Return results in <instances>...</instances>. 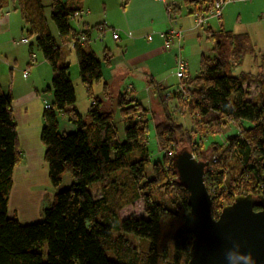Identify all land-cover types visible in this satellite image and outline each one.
<instances>
[{"label": "trees", "instance_id": "1", "mask_svg": "<svg viewBox=\"0 0 264 264\" xmlns=\"http://www.w3.org/2000/svg\"><path fill=\"white\" fill-rule=\"evenodd\" d=\"M71 1L73 6L51 0L49 17L62 43L67 39L74 44L79 77L92 100L86 115L76 107L70 68L62 63V46L50 31L42 0H19L27 34L36 36L33 43L54 72L48 88L52 91L51 107L44 110L41 132L49 179L56 189L69 173L73 184L55 192L41 221L24 224L9 215L14 169L22 154L13 98L0 82V264H188L194 236L184 228V213L189 209L187 190L178 181L168 151L175 154L188 148L196 159L209 161L205 183L214 217L233 202L235 194L264 195V55L263 69L257 75L234 74L235 63L241 65L255 49L248 33L221 28L209 32L214 56L201 55L196 76L171 92L155 84L161 98L155 132L166 153L153 162L147 144L151 111L126 92L112 99L123 123L124 139L120 137L106 101L110 95L107 83L103 84V97L94 90L103 79V63H109L110 57L99 60L78 42L82 34L71 20L82 0ZM215 1L187 3L195 14L210 11ZM246 82L259 87L252 99L244 88ZM171 101L189 124L176 117ZM60 116L75 130L61 132ZM230 122L240 126L247 122L249 126H241V132L229 135L225 144L214 142L204 149L202 138L221 133ZM228 158L231 162L225 167ZM116 173L124 177H113ZM96 182L103 185L100 197L88 188ZM137 200L143 201L147 218H120L119 211ZM137 239L141 243L137 244Z\"/></svg>", "mask_w": 264, "mask_h": 264}, {"label": "crops", "instance_id": "2", "mask_svg": "<svg viewBox=\"0 0 264 264\" xmlns=\"http://www.w3.org/2000/svg\"><path fill=\"white\" fill-rule=\"evenodd\" d=\"M64 1L69 6H73L71 0ZM177 2L178 7L171 16L165 5L157 0H82L77 5L80 10L71 20V24L82 34L81 36L88 37V40L82 43L83 47L92 50L99 60H103L105 55L110 57L109 63H103V79L94 86L98 95L103 97V84L107 83L110 92L108 99H115L118 92L122 91L126 92L129 98H135L141 103L154 101L155 96L157 101H160L155 84L168 87L167 92H171L180 87L187 78L198 74L200 58L204 54L201 44L203 32L207 37L210 31L221 28H215L212 23L210 24L213 19L205 22L208 24L206 28L205 23L197 27L194 14L191 13L194 7L187 5L185 13L180 0ZM19 4V0H0V82L4 92L13 98V112L22 154L21 163L14 169L8 212L10 216H16L22 223L28 224L41 221L42 214L39 217V214L31 209L32 205L27 206L29 200L26 194H34L37 197L35 206H39L48 194L46 189H49V186L54 188L49 179L48 164L44 157L45 146L41 141V132L45 125L44 102L52 99V91L48 88L54 72L43 56L38 55L39 50L33 43L36 36L27 34L28 25L22 16ZM43 5L45 7L44 3ZM17 10H20L21 15ZM52 26L53 24L49 23L51 33L59 39L57 29L55 33ZM172 29L180 31V37L171 38L169 32ZM114 32L118 33V38L114 37ZM19 34H26L29 44L10 47L9 40ZM161 34L167 35L170 42L168 46L161 38ZM102 37L104 39L100 41ZM63 44L74 49V44L67 39ZM188 46L189 51H187ZM96 50L99 51V55ZM61 59L62 63L70 68V78L76 94V107L82 112L84 108L79 105V101H87L88 106L85 109L88 111L92 100L81 82L79 68L73 69L74 66L69 62L68 56L67 58L61 56ZM178 59L188 62L185 78L182 80L176 75ZM191 60L195 61L193 76H191ZM240 66L235 63L233 70L239 73L246 72L239 70ZM25 71H27L26 76H24ZM176 78L178 82L174 81ZM251 85L254 84L249 82L244 84L248 93L250 92L248 87ZM136 86L139 88L138 91ZM152 92L154 95L151 94ZM142 93H147L148 98ZM253 97L249 95L248 98ZM61 118L63 117H59V123ZM75 128L73 124L63 119L60 131L68 133ZM17 172L21 175L20 182Z\"/></svg>", "mask_w": 264, "mask_h": 264}, {"label": "water", "instance_id": "3", "mask_svg": "<svg viewBox=\"0 0 264 264\" xmlns=\"http://www.w3.org/2000/svg\"><path fill=\"white\" fill-rule=\"evenodd\" d=\"M172 162L187 190L184 228L194 236L188 264H264V195L238 194L214 217L205 183L209 161L183 148Z\"/></svg>", "mask_w": 264, "mask_h": 264}, {"label": "rangeland", "instance_id": "4", "mask_svg": "<svg viewBox=\"0 0 264 264\" xmlns=\"http://www.w3.org/2000/svg\"><path fill=\"white\" fill-rule=\"evenodd\" d=\"M179 1V0H177ZM51 2V0H43V3L45 4V11H46V15L49 18V23L51 24L52 21H50V5L49 3ZM180 2L183 5V11L186 13L187 11V5H189L187 3V0H180ZM12 11V9H11ZM17 13H19V15H21L20 10H17ZM264 0H246V1H235L233 3H230L228 5L225 6V8L223 9V14H222V18L221 19H215V18H211L213 20L210 21V24L212 23V25L215 28H222L225 30H229V31H233L235 33H248L250 38H251V42L254 46V54H248L246 55V57L244 58L243 63L241 64L239 70H243L246 71L248 73H251L252 75H257L258 72L262 71V66H261V62H262V55H264ZM53 24V23H52ZM221 24V25H219ZM205 28L207 27L208 24H204ZM53 31L56 33V27L53 24ZM201 29V28H200ZM22 37H27L26 34H19L17 36H13L10 40H9V46L10 47H20V45H16L15 41L21 39ZM57 39V38H56ZM104 37L101 38L100 41H103ZM58 43L62 46V56L64 58H67L68 56V60L69 62L74 66L73 69H78V62H77V56L75 53V50L70 47L67 44H63L62 41L60 39H57ZM201 44L203 47V52L206 56H210L213 57L214 53L212 51V47H213V43L210 39H208L206 37V33L203 32V37L201 39ZM189 46L187 47V51H189ZM87 49V48H86ZM37 51V49H36ZM97 54L99 55V51H97ZM39 56L42 57V54L38 51L37 52ZM197 63V62H196ZM193 66H195V61L191 60V67H192V73L191 76L195 75V69L193 68ZM235 67V66H234ZM72 69V70H73ZM200 69V65H198V70ZM237 69V68H236ZM177 70V69H176ZM234 74L238 75L239 71L234 70ZM174 81L178 82V79H174ZM252 83V82H250ZM254 85L256 83H253ZM251 85L248 87V89L250 90L249 95L250 96H256L257 93L259 92V87ZM136 90L138 91L139 88L138 86H136ZM79 89L77 88V93L79 94ZM118 92V91H117ZM116 92V93H117ZM128 92V91H127ZM144 92V91H142ZM123 93L118 92V94ZM145 95L146 98H148V94L147 93H142ZM152 95H154V93H151ZM143 98V97H142ZM149 100V99H148ZM157 97L155 96L154 101H142L144 105H146V107L149 108V110L151 111L149 113V130H148V149L150 151V158L152 159L151 161H156L158 159H162L164 154L166 153V151H162L158 141H157V137H156V132H155V119H157L156 121L160 120V113H161V105L159 103V101H157ZM108 101L107 104L108 106L113 110L114 113V118L117 124V127L119 129V134L120 137L122 139H124V131H123V123L121 121L120 118V109L117 107V105H115V101H112L111 99L106 100ZM79 105L84 108L82 109V114L86 115L87 114V106H88V102L87 101H79ZM170 107L171 109H173V112L175 113L176 117L179 118V120L185 121V123L189 124V122L183 118L184 114L181 113V111H179L178 107L175 108L174 107V102L171 101L170 102ZM152 112L154 113V118L152 115ZM63 119L61 118V122L59 123V128L61 129V124L63 123ZM243 127H248L249 124L247 122H243V124L241 125ZM239 124L234 123V122H230L228 123V125L223 129V131L221 133H217L214 135H209L206 137L202 138V142H203V147L204 149H208L211 145V143H219V144H225L226 143V139L229 135H233V134H237L241 132V127ZM197 139V137L195 138V140ZM217 157V156H216ZM152 162V163H153ZM231 162V159L228 158L227 160H225V167H229ZM152 164L149 165L148 167V171L151 170ZM215 168V167H214ZM229 169V168H226ZM124 173V172H121ZM121 173H116L113 177L118 176L119 174V178L124 177V174ZM229 181V180H228ZM73 184V178L69 173H66L63 176L62 182L59 185L58 188H52L49 186V189H46V192L48 193L43 200L41 201V203L39 204V206H35V207H31V209H33V211H35L36 214L40 215L42 214V211L44 208L50 206V204L52 203L53 199H54V194L56 191H60V190H64L67 188H70ZM102 187L103 185L100 184V182H96L93 184H90L88 186V188L92 191L93 195L96 197H100L102 192ZM157 200H161V196H159V193L156 194ZM238 195V194H235ZM27 206L30 205V203H26ZM25 207L23 208L24 211ZM220 213H218L219 215ZM217 215V216H218ZM36 216V215H35ZM42 216V215H41ZM135 217V218H147V215L144 212V205H143V201L142 200H137L135 201L133 204L127 205L125 206L123 209H121L119 211V217L124 219L127 217ZM215 216V217H217ZM36 218V217H34ZM137 244L141 243L140 239H137ZM108 255L110 257H114L112 252H108Z\"/></svg>", "mask_w": 264, "mask_h": 264}, {"label": "built area", "instance_id": "5", "mask_svg": "<svg viewBox=\"0 0 264 264\" xmlns=\"http://www.w3.org/2000/svg\"><path fill=\"white\" fill-rule=\"evenodd\" d=\"M157 1L165 5L166 10L170 16L174 12V10L178 7L177 0H157ZM235 1H246V0H216L214 3V7L210 11H208V12H197L194 14L195 25L197 27H201L206 21H208L211 18L221 19L222 14H223V9L225 8V6L230 4V3H233ZM263 17H264V14H263ZM180 35H181V32L178 30H175V29H172L169 32V36L171 38L180 37ZM160 36H161V38L164 39L166 46H168V44L170 42H169L167 35L161 34ZM114 37L115 38L119 37L117 32H114ZM149 39H151V38H149ZM87 40H88V37L82 36L81 38H79L78 42L83 43V42H86ZM15 44L16 45L29 44V39L27 37H22L21 39L16 40ZM176 68H177V72H176L177 77L181 80L184 79L185 74H186V70L188 68V62L184 59H178L177 63H176ZM26 75H27V71L24 72V76H26ZM50 107H51V100H45L44 108L49 109ZM173 155H174L173 151H168V156L171 157ZM217 161H218L217 157H213V162L216 163Z\"/></svg>", "mask_w": 264, "mask_h": 264}, {"label": "bare ground", "instance_id": "6", "mask_svg": "<svg viewBox=\"0 0 264 264\" xmlns=\"http://www.w3.org/2000/svg\"><path fill=\"white\" fill-rule=\"evenodd\" d=\"M16 175H18V182H20V173H16ZM27 198H28V202L30 203V205H32L33 207H35V203L37 202V197H35L34 194H26Z\"/></svg>", "mask_w": 264, "mask_h": 264}]
</instances>
